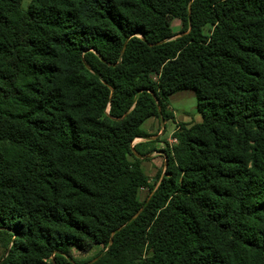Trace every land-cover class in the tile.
Segmentation results:
<instances>
[{
    "label": "trees",
    "instance_id": "trees-1",
    "mask_svg": "<svg viewBox=\"0 0 264 264\" xmlns=\"http://www.w3.org/2000/svg\"><path fill=\"white\" fill-rule=\"evenodd\" d=\"M181 91L200 123L169 112ZM150 118L176 127L155 189ZM0 249L264 264V0H0Z\"/></svg>",
    "mask_w": 264,
    "mask_h": 264
},
{
    "label": "rangeland",
    "instance_id": "rangeland-1",
    "mask_svg": "<svg viewBox=\"0 0 264 264\" xmlns=\"http://www.w3.org/2000/svg\"><path fill=\"white\" fill-rule=\"evenodd\" d=\"M171 27L172 31L174 33H177L179 31V22L177 21H171ZM205 33H208L210 31V27H205L204 29ZM155 78V76H153ZM170 106L172 107V114L176 120V118H182L186 117V123L185 124H192V123H200L201 118L196 112V101L195 96L193 92L191 91H181L174 94L171 98H169ZM156 124L155 126L149 128V132L151 131L149 137L146 138L147 140H144L143 142H155L153 145L149 146L153 147L154 151H151L147 153L146 155H149L145 159H142V169L145 173V175L149 178V182L151 185H153V189L156 188V185L158 181L161 179V177L165 173V167H164V154L163 150L166 149L164 143L167 145H174L176 143L173 140L172 134L176 131L175 124L172 121H168L166 123H163V125L160 123L158 119L155 120ZM149 122H146L142 126V130L145 132L147 131V125ZM147 132V133H149ZM137 141L135 140L133 142V145H135ZM158 143V144H157ZM162 143V145H160ZM157 144V145H156ZM158 147V148H157ZM150 195V194H149ZM147 190H141L139 194V200L142 202L144 199H146V196H149ZM100 251H102L101 246H93V248L88 252H82L77 249L71 250V255L73 259L77 262H85L90 260L91 258L95 257ZM2 252L0 249V256Z\"/></svg>",
    "mask_w": 264,
    "mask_h": 264
},
{
    "label": "crops",
    "instance_id": "crops-1",
    "mask_svg": "<svg viewBox=\"0 0 264 264\" xmlns=\"http://www.w3.org/2000/svg\"><path fill=\"white\" fill-rule=\"evenodd\" d=\"M176 94V93H175ZM174 95V94H173ZM172 95V96H173ZM172 96H170V98L172 97ZM168 110H169V112L170 113H172L173 111H172V107L170 106V103H169V108H168ZM199 115V114H198ZM175 119V118H174ZM156 119L155 118H150V119H148V120H146L143 124H142V126L146 123V122H149L148 123V125H147V131L145 132L144 130H142V131H144L146 134H150V133H152L151 131L149 132V128H151L152 129V127L153 126H155V121ZM175 122H178V123H183V124H185L186 123V117H182V118H176V120H175ZM165 123V126H166V123L167 122H164ZM192 124H194V123H192ZM192 124H189V125H192ZM186 125H188V124H186ZM142 126H141V129H142ZM147 132H149V133H147ZM136 141H137V143H135V144H139V143H141V142H143L144 140L143 139H136ZM158 144V143H157ZM156 144V145H157ZM175 144V143H174ZM160 145H162V143H160ZM164 145L166 146V143H164ZM158 148V147H157Z\"/></svg>",
    "mask_w": 264,
    "mask_h": 264
},
{
    "label": "water",
    "instance_id": "water-1",
    "mask_svg": "<svg viewBox=\"0 0 264 264\" xmlns=\"http://www.w3.org/2000/svg\"><path fill=\"white\" fill-rule=\"evenodd\" d=\"M122 55H123V51L121 52V57H122ZM159 121H160V123L163 125L164 122H163V120H162L161 118L159 119ZM142 139L147 140L146 138H142ZM133 153H134V155L136 156V158L141 159V160H142V159H145L146 157L149 156V155L141 156V155L137 154V153L134 152V151H133ZM143 207H144V205H143ZM143 207L141 208V210L143 209ZM141 210H140V211H141ZM140 211H139V212H140ZM138 214H139V213H137L136 215H134V216L131 218L130 221H132V220H133Z\"/></svg>",
    "mask_w": 264,
    "mask_h": 264
},
{
    "label": "built area",
    "instance_id": "built-area-1",
    "mask_svg": "<svg viewBox=\"0 0 264 264\" xmlns=\"http://www.w3.org/2000/svg\"><path fill=\"white\" fill-rule=\"evenodd\" d=\"M175 142H176V140L175 139H173Z\"/></svg>",
    "mask_w": 264,
    "mask_h": 264
}]
</instances>
